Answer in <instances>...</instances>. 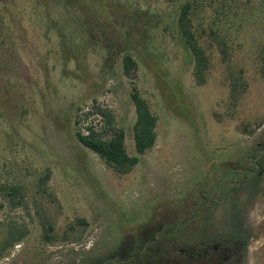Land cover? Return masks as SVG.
<instances>
[{
	"label": "rangeland",
	"instance_id": "obj_1",
	"mask_svg": "<svg viewBox=\"0 0 264 264\" xmlns=\"http://www.w3.org/2000/svg\"><path fill=\"white\" fill-rule=\"evenodd\" d=\"M111 1L162 20L149 30L147 59H138L130 77L120 57L105 62L106 51L79 27L60 35L65 19L50 0H0V247L11 227L26 230L0 250V264H123L125 249L173 253L169 261L144 256L126 264H195L179 249L199 230L166 225L184 220L223 171L245 168L247 155L264 144V0L193 3L194 22L204 28L197 29L199 43L210 59L201 84L172 22L180 4L193 0ZM132 84L157 117L155 143L141 155L134 148ZM99 110L111 111L127 153L139 156L127 173L74 137L89 126L106 129ZM10 188L21 205L9 201ZM230 188L207 211L211 244L221 243L232 224L243 220L248 228L264 218V170L241 173ZM260 242H250L246 264H264Z\"/></svg>",
	"mask_w": 264,
	"mask_h": 264
},
{
	"label": "trees",
	"instance_id": "obj_2",
	"mask_svg": "<svg viewBox=\"0 0 264 264\" xmlns=\"http://www.w3.org/2000/svg\"><path fill=\"white\" fill-rule=\"evenodd\" d=\"M50 1L53 6L60 9L61 16L65 19L61 23V30L59 28L60 35L65 34V29H72L76 26L80 28L82 35L95 37L102 50L106 51L105 62L110 59L111 63L114 64L116 57H120L121 71L127 77H130L131 73L138 68V59H147L145 57L147 54L144 51L147 49L150 39L149 30L159 27L162 23L160 16L158 17L156 14L131 8L111 0ZM193 3H196V0L181 3L175 11L172 22L178 43L187 56L190 57V60L193 61L192 75L196 82L201 84L205 80L204 74L209 68L210 59L199 43L197 29L202 27V22L199 21L198 25L194 22L193 15L197 13V9ZM168 28L167 24L161 26L164 31H168ZM201 29L204 30L203 27ZM210 33L213 32L210 30ZM62 41L64 42V40ZM221 52H224V50L221 49ZM147 64L152 70L153 65ZM167 78L168 76H166ZM129 95L135 111L133 124L134 148L136 153L141 155L155 143L157 117L150 110L147 100L134 84L130 88ZM98 112L105 121L106 129L98 131L89 126L86 128V133L74 132V137L79 144L96 153L117 172L127 173L138 163L139 156H130L127 153L123 142V130L115 129L111 111L99 110ZM107 131L110 136L105 138L103 134ZM44 178H48V173L45 174ZM42 182L44 184V181ZM7 195L14 207L21 205V196L18 195L16 188L8 189ZM1 207L2 204L0 203ZM174 224L170 222L166 226L175 229L173 228ZM52 229L53 226L49 222L44 230L46 239H50ZM25 234V229L19 230L16 227H11L5 239L2 240L0 250L3 251L11 247L15 241L22 239Z\"/></svg>",
	"mask_w": 264,
	"mask_h": 264
},
{
	"label": "flooded vegetation",
	"instance_id": "obj_3",
	"mask_svg": "<svg viewBox=\"0 0 264 264\" xmlns=\"http://www.w3.org/2000/svg\"><path fill=\"white\" fill-rule=\"evenodd\" d=\"M257 146L261 147L259 151L247 155L248 166L240 168L232 165L231 169L223 171L222 176L224 175L225 177H223L222 181L212 185L209 189L206 188L207 191L196 197L189 209L186 210L184 220H180L179 223L176 224L173 223V228L181 225V228L186 230V232H189L190 230H199V234L196 238L188 239V241H186V248L179 249L180 253L187 256L185 259L188 260L189 263L207 264V259L210 258L216 264H246L249 258L248 248L250 242H256L257 239H260V246L264 247V218L260 220L258 224L254 222L251 226H248V228L243 227V225H245L243 220L239 222L236 221L237 223L232 224V226L230 225V232H228V235L222 239V242L215 244H211L212 240L208 234L212 226L206 224L210 219L208 218V209L212 210V208L220 206L221 198H218L219 194L223 196L229 189H231L230 187L236 182H239L241 179V173H244V175H251L252 177V174L255 173L256 170H264V144L262 146L257 144ZM167 228L169 230L172 229L169 227ZM224 229L221 228L220 232H223ZM151 235H153V231L150 232L149 236ZM156 239L157 238L153 236L152 242ZM123 252L125 254V256L121 258L123 264H126L131 259H140L144 256L147 259L150 258L151 262L162 261L160 260L162 258H167L165 260H168L172 258L173 254L171 251H167V256L159 257V255H155L151 251L146 252L142 256H139L136 251L128 253L129 251L127 250L126 252L125 249ZM260 255H264V250L260 252ZM156 257L159 258L157 259ZM255 258L259 259L260 256L257 257V255H255ZM105 263L108 264V262Z\"/></svg>",
	"mask_w": 264,
	"mask_h": 264
}]
</instances>
